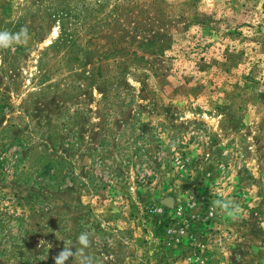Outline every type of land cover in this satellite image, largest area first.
Instances as JSON below:
<instances>
[{
  "label": "rangeland",
  "instance_id": "obj_1",
  "mask_svg": "<svg viewBox=\"0 0 264 264\" xmlns=\"http://www.w3.org/2000/svg\"><path fill=\"white\" fill-rule=\"evenodd\" d=\"M25 26L0 49V264L82 232L86 264H264V0H0Z\"/></svg>",
  "mask_w": 264,
  "mask_h": 264
},
{
  "label": "clouds",
  "instance_id": "obj_2",
  "mask_svg": "<svg viewBox=\"0 0 264 264\" xmlns=\"http://www.w3.org/2000/svg\"><path fill=\"white\" fill-rule=\"evenodd\" d=\"M30 39L28 28L21 27L18 32H10L8 30L0 31V49H8L13 45L26 44ZM212 205L215 208L220 209L228 217L233 220L240 218V213L242 211L240 205L235 200L227 199H216L212 201ZM77 242L80 247L77 249L76 253H73L70 247L65 246L59 253L56 254L54 259V264H65L70 257H78L79 264H86V257L84 256V250L91 246L92 241L90 240L89 234L87 232H82L77 238ZM47 242L44 240L40 241V245H46ZM49 248L52 247L51 244H47Z\"/></svg>",
  "mask_w": 264,
  "mask_h": 264
}]
</instances>
